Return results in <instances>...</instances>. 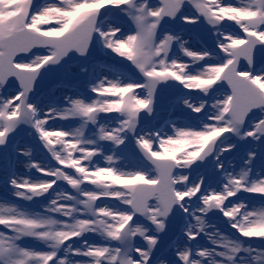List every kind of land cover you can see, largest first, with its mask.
<instances>
[{
	"label": "snow or ice",
	"instance_id": "1",
	"mask_svg": "<svg viewBox=\"0 0 264 264\" xmlns=\"http://www.w3.org/2000/svg\"><path fill=\"white\" fill-rule=\"evenodd\" d=\"M0 264H264V0H0Z\"/></svg>",
	"mask_w": 264,
	"mask_h": 264
},
{
	"label": "rangeland",
	"instance_id": "2",
	"mask_svg": "<svg viewBox=\"0 0 264 264\" xmlns=\"http://www.w3.org/2000/svg\"><path fill=\"white\" fill-rule=\"evenodd\" d=\"M177 116L179 115V113L176 114Z\"/></svg>",
	"mask_w": 264,
	"mask_h": 264
}]
</instances>
